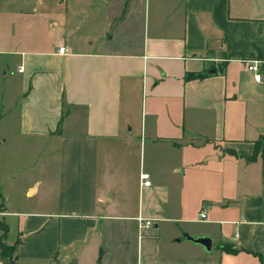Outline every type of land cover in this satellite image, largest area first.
Masks as SVG:
<instances>
[{
  "label": "crops",
  "instance_id": "1",
  "mask_svg": "<svg viewBox=\"0 0 264 264\" xmlns=\"http://www.w3.org/2000/svg\"><path fill=\"white\" fill-rule=\"evenodd\" d=\"M94 1L0 0L11 264H264V0Z\"/></svg>",
  "mask_w": 264,
  "mask_h": 264
},
{
  "label": "rangeland",
  "instance_id": "2",
  "mask_svg": "<svg viewBox=\"0 0 264 264\" xmlns=\"http://www.w3.org/2000/svg\"><path fill=\"white\" fill-rule=\"evenodd\" d=\"M95 3H59L58 6H55V3L52 4L54 7L55 17L63 16V18L69 19L67 24L64 26V31H60L59 34H55V28L48 27L42 32V36L46 39H54L57 36V39L60 41L63 34H67L72 30L73 39L78 37H85L88 35L90 24L96 16L101 14L104 9V3L102 4L99 0H95ZM29 35L27 34V37ZM12 253V251H10ZM9 256V255H8ZM7 255H2L3 259L8 261L5 264L13 263V253L8 257Z\"/></svg>",
  "mask_w": 264,
  "mask_h": 264
},
{
  "label": "built area",
  "instance_id": "3",
  "mask_svg": "<svg viewBox=\"0 0 264 264\" xmlns=\"http://www.w3.org/2000/svg\"><path fill=\"white\" fill-rule=\"evenodd\" d=\"M58 52L59 53H65L66 52V48L65 47H59L58 48ZM259 63L260 61L258 60H249L248 61V64H247V68L250 70V71H253L254 73V78L255 80L259 81L261 80V77H262V74H261V71H260V66H259ZM141 178H142V182L143 184L145 185H149L150 184V181L148 179V176L147 174H141ZM200 218H204L205 217V213L204 212H201L200 214ZM149 222H147L148 224Z\"/></svg>",
  "mask_w": 264,
  "mask_h": 264
},
{
  "label": "trees",
  "instance_id": "4",
  "mask_svg": "<svg viewBox=\"0 0 264 264\" xmlns=\"http://www.w3.org/2000/svg\"><path fill=\"white\" fill-rule=\"evenodd\" d=\"M190 76V75H188ZM199 76V74H197V77ZM263 139L264 137H260L257 141H255V146H254V150H253V154L248 158V159H254L257 154L261 151L262 149V144H263ZM13 246H8L3 242V234L0 235V250L2 254H10L9 252L12 251Z\"/></svg>",
  "mask_w": 264,
  "mask_h": 264
},
{
  "label": "water",
  "instance_id": "5",
  "mask_svg": "<svg viewBox=\"0 0 264 264\" xmlns=\"http://www.w3.org/2000/svg\"><path fill=\"white\" fill-rule=\"evenodd\" d=\"M190 239H192V238L190 237ZM194 241L203 244L208 249L211 246V240L208 237L195 238Z\"/></svg>",
  "mask_w": 264,
  "mask_h": 264
}]
</instances>
